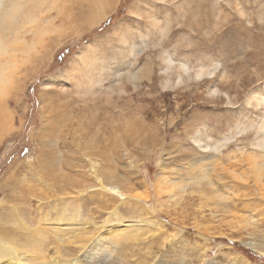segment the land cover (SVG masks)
<instances>
[{
    "label": "rangeland",
    "instance_id": "374dc122",
    "mask_svg": "<svg viewBox=\"0 0 264 264\" xmlns=\"http://www.w3.org/2000/svg\"><path fill=\"white\" fill-rule=\"evenodd\" d=\"M32 3L26 9L34 10ZM51 6L53 15L60 9L58 18L43 25L50 30L40 38L20 35L37 45L22 53L24 44H17L16 68L0 87V232L37 255L44 251L34 264L53 262L48 258L264 264V154L250 148L264 114L247 103L251 92L264 95V0H55ZM103 10L106 15L93 22ZM149 14L164 31L152 26ZM163 54L175 69L161 72ZM86 58L95 59L106 85L120 82L125 92L92 101L76 95ZM179 62L188 73L178 70ZM201 65L204 73L195 77ZM132 73H140L135 83L127 79ZM50 77L64 78L69 92L45 86ZM212 86L219 95L207 94ZM196 134L210 142L233 135L221 156H207L192 141ZM247 157L262 162L263 172L256 173ZM92 165L101 178L102 168L119 176L102 180L117 185L122 198L84 192L98 185ZM228 175L235 176L232 182L224 181ZM198 180L225 201L200 196L206 185ZM64 213L81 220V233L95 234L59 253L66 238L55 241L47 218ZM117 215L138 228L116 234L111 224Z\"/></svg>",
    "mask_w": 264,
    "mask_h": 264
},
{
    "label": "bare ground",
    "instance_id": "6f19581e",
    "mask_svg": "<svg viewBox=\"0 0 264 264\" xmlns=\"http://www.w3.org/2000/svg\"><path fill=\"white\" fill-rule=\"evenodd\" d=\"M32 1L35 4V7L33 8L34 10L26 9V6L28 4H30V3L33 4ZM46 1L47 0H0V87L1 86H5L6 81H8L7 80L8 79V70L16 68L17 64L14 61L15 55L13 56V53L15 51L17 52V49H18V48H16L17 44L19 42L24 44V49H21L22 53H26L29 50L31 51L37 45V44H34L36 41L35 42L32 41V40L30 41V39H29V41H26L25 40L26 38L24 39V38L20 37V35L21 34H25L26 35V33H28V34L29 33H33V35H38V37H39V35H41L39 33H42V32H44V34L48 33L50 29L45 28L43 25L44 24L45 25L53 24V22H55L56 19L58 18V14L60 13V9L58 7H56L54 9L56 11V13L54 15L51 14V12L50 13L48 12L51 8L53 9V7L51 5H54L55 0H51L50 4L49 3L46 4ZM163 1H165V0H163ZM105 15H106V11L103 10L100 14H97L95 16V18H93V22L97 21V18H101L102 16H105ZM149 18L151 19L152 26H156V24H158L159 20H156L154 18V14L153 15L149 14ZM164 29L165 28L158 26V30L159 31H164ZM30 35H32V34H30ZM31 39H33V37ZM41 39H42V37H41ZM120 42H121V44H124V43L127 42V39L124 37V38L121 39ZM129 50L132 53L133 57L136 56V52L133 51L134 50V44L132 45L131 48H129ZM86 59H84V60L81 59V62L86 67L87 75H86L85 80L83 81L84 85L82 84L78 88V93L76 95H81V96H84V97L88 96V100H91V99L96 98V97L101 96V95L105 96L108 99L109 97H111L113 92H118L120 94L125 92L124 86H120V82H118V83H114L113 82V83H109V84L106 85L104 83L105 80L107 79L106 78V74H103L101 69L97 67L95 59H93V58L92 59H87V60ZM133 59H135V58H133ZM162 60H163V62L165 64V68H163V70H161V72H167V70H169L170 68L172 70L175 69V67L172 66V64L174 63V60L171 57H169L167 55L165 56L163 54L162 55ZM88 68H91L93 70L90 71V70H88ZM203 68H204L203 65L199 66L197 68V70L195 71L194 76L195 77H201V75H203V73H204L203 72ZM187 69L188 68L186 66V63H180L179 66H178V70L181 73H188L189 71ZM13 71H15V70H13ZM127 76H128L127 79L130 82L135 83V81L140 77V73H132V74H128ZM177 81L181 82L182 81V77L177 78L176 79V83H177ZM48 83H50V84L51 83H55L54 85L59 86L58 88H60L61 90H66L64 92H67V93L69 92L68 82L64 78H53V77H50L45 82L44 85L46 86ZM1 88H3V87H1ZM207 94L210 97H215V96L219 95L217 87H215V86L209 87V89H207ZM103 96H102V98L105 100V98ZM81 98H82V101H86L87 100V99H84L83 97H81ZM250 101H252V104L254 103V105L256 107L260 106V108L262 109V112L264 114V95H262V94L258 95V94L254 93V92H251L249 94V101H247V103L249 104ZM94 103H95V101H94ZM98 105L99 104L97 103V105H95V106H98ZM90 108H92V106ZM60 118H61V116H60ZM246 126H248V125H246ZM251 126H252V124H251ZM254 127L256 128V134L254 136L256 142H251L250 143L251 144L250 148L253 150V152L256 155H261L263 157V154H264L263 153V151H264L263 150L264 149V115L259 119V121L257 123H255ZM237 132L238 131H236L235 133H237ZM235 133H233V134H235ZM233 134L226 135L224 138H222V140L217 141V142H212V141L210 142L209 140H204V139L201 138L200 135L196 134L195 136H193L192 141L195 142L197 147L199 149H201V151L203 153L207 154V156H208V154H210V155L211 154L212 155L219 154V156H221V150H222L221 148L224 147L225 142L228 141L229 138H232ZM207 138L209 139L208 136H207ZM249 141H250V139H249ZM88 144H89V142H88ZM106 152H107V150H106ZM102 153H104V151L101 152L100 154L102 155ZM225 158L229 159L230 156H228V154H226ZM246 159H247L246 162H249L250 166L254 169V171L256 173L263 172V164H262V162H257L256 159H252L251 157H247ZM92 166L93 167H92V169H90V173H91V175L93 177H95L94 181L96 183L98 182V185L97 186L95 185V186L86 187L87 190H85L84 192H87V191L95 192V191L101 190V191H104V192H108V193L114 194L118 198H122L124 196V194H123V192L121 191V189L117 185H113V184H110V183L106 184L105 183L106 181L102 180V178L104 179V177H106V178H111V177L119 178V176L116 175L115 172H112L110 170L105 171V173H103L102 172L103 168H102L101 171H100L101 172L100 175H102V178H101V177L98 176L96 167H94V165H92ZM231 175H228V177L230 179H227V180H224V181L231 180V182H232V180L234 179L233 177H235V176L232 177ZM259 175H261V174H259ZM257 176L258 175H256L255 178ZM69 181L71 182V180H69ZM200 181L201 180H198L197 185L199 184L200 187L206 185V187H204V188H206L205 190H202L204 188L201 189V191H203V192L200 194V196L203 195L204 197H206V195L208 196L209 194H211V196L206 197V198L214 199L216 201V204L219 203V202L225 201V198L223 197L222 194H219V192L214 191L215 187L210 189L208 187L209 186L208 183L201 184ZM55 183L60 188H61V186L65 185V182L63 180H60L59 182L56 181ZM69 184H71V183H69ZM78 191H80V190H78ZM132 197L135 198V199H138L136 196H132ZM82 206H83V204H82ZM61 215L62 216H59L55 220H53V219L49 220V218H47V224L49 225V227H51L52 231H54V233H55L54 236H57V240H55V241H59V240H62V238H66L65 239L66 242L63 240V241L59 242L60 244L58 243V245H57V251L59 253H60L59 249H62L63 246H65L66 244H67L66 247H70L72 245H75V242H76L75 240H80L81 242L89 241L92 238L93 233L95 234V231H91V230H86L84 233H81V230L79 228L81 220L78 221V222L76 220H73L74 217H73L72 214H70L69 217H67L65 213L61 214ZM119 216L117 215V217L114 219L113 224H111V229L116 234H120V233H130L131 234V233L134 232L135 228H138V225H136V223L129 222V221H127V223H123L122 219H120ZM111 222L112 221L106 222L105 226L107 224L110 225ZM124 222H126V221H124ZM107 231L109 233L111 232L110 226L107 227ZM75 233H76V235H75ZM7 235L8 234H7L6 231L5 232H3V231L0 232V264H34V263L31 262V261H34V260L41 262L40 260L42 259L43 255H44V253H43L44 251H42V252L40 251L41 254L37 255V254H35V253H38L36 250L35 251L34 250H30L28 248L27 244L26 245L25 244H22V245L15 244L14 240L12 238H9ZM113 236H115V235H113ZM82 240H84V241H82ZM246 243H249V242H246ZM249 244H251V243H249ZM79 247H80V245H79ZM63 251H65V250H63ZM64 253L66 254V252H64ZM66 255L68 256L69 252ZM262 255H264V254H262ZM54 259L51 260V258H48V260L53 261V262H46V263H42V264H78L79 263L77 259L57 260L55 262H54Z\"/></svg>",
    "mask_w": 264,
    "mask_h": 264
},
{
    "label": "trees",
    "instance_id": "16d2710c",
    "mask_svg": "<svg viewBox=\"0 0 264 264\" xmlns=\"http://www.w3.org/2000/svg\"><path fill=\"white\" fill-rule=\"evenodd\" d=\"M246 255H248V254H246ZM250 256V255H249Z\"/></svg>",
    "mask_w": 264,
    "mask_h": 264
}]
</instances>
